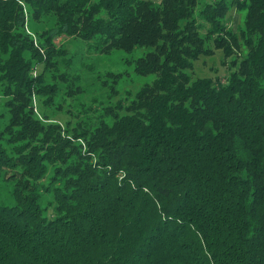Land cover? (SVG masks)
<instances>
[{"label": "trees", "instance_id": "trees-1", "mask_svg": "<svg viewBox=\"0 0 264 264\" xmlns=\"http://www.w3.org/2000/svg\"><path fill=\"white\" fill-rule=\"evenodd\" d=\"M215 2L197 18L217 42L232 8L247 11L246 29L216 46L227 57L245 47L217 81L186 73L199 58L191 32L158 43L198 0H0V80H14L20 98L44 63L23 4L34 21L55 17L46 42L81 37L106 54L145 47L135 70L156 75L115 110L91 109L65 134L49 127L30 153L13 158L0 141V177L12 170L27 180L16 205L0 204V264H264V0ZM22 104L10 110L27 121Z\"/></svg>", "mask_w": 264, "mask_h": 264}, {"label": "rangeland", "instance_id": "rangeland-1", "mask_svg": "<svg viewBox=\"0 0 264 264\" xmlns=\"http://www.w3.org/2000/svg\"><path fill=\"white\" fill-rule=\"evenodd\" d=\"M152 1L158 3L156 0ZM230 1L224 0L225 5H230ZM198 2L195 13L193 12L189 18L185 16L176 18V22L169 29V37H164L158 43L160 46L166 39L168 42L178 41L191 32L195 42H190L189 47L192 52H197L199 58L194 61L193 69L186 70V73L193 79L222 80L234 71V66H231L232 60L237 59L239 62L245 47L242 42L240 47L230 46L229 53L234 54L227 57L225 51L217 49L216 46L231 41L226 34L227 31L235 29L240 33L242 29H246L247 11L232 8L228 13L229 21L226 22V30L218 33L220 42H217L214 40L216 36L212 33L211 24L205 19L197 18L202 5L216 2L215 0H198ZM23 7L26 16L25 33L40 50L38 61L42 59L44 63L35 62L33 75L37 81H34L30 91L29 89L21 90L25 92L23 98L15 95V91H19V88L14 87V80H0V141L13 158L21 153H30L33 147H41L45 143L42 140L49 139L44 135L49 127H57L62 134H65L66 129L80 127L87 121L89 115L92 117V113L89 114L91 109L97 108L100 113L105 107L115 110V107L120 105L119 102L124 103L121 99L125 97L129 100L133 99L139 90L151 84L156 78L154 74L143 76L135 70L133 58L140 56L145 47L142 48L143 50L138 49L132 53L113 50L106 54L97 53L91 42L81 37L58 36L52 38L51 42H46L45 40L52 36L50 31L56 27L55 17L49 15L44 16L42 21H34L30 14V7L26 4H23ZM162 33L167 31L163 30ZM41 43L46 45L45 49L42 48L44 45ZM182 43L185 45L187 41ZM24 55L27 61L31 59L32 64L34 63L32 52L26 51ZM0 58L3 64L8 59V55L0 52ZM43 66H45L44 70ZM1 75L0 72V77ZM112 91H116V94H112ZM21 102L22 107L27 105L24 110L31 109L32 112L29 114L25 111L27 121L16 120L14 112L10 110L11 105ZM119 111L121 113V110ZM35 120L43 127H33ZM106 121L111 122L112 119L107 118ZM52 172L53 168H50L48 175H52ZM25 181H27L26 178L24 180L19 172L9 170L6 174H2L0 204L16 205L17 193L23 188L21 184ZM50 199V195H44L43 204Z\"/></svg>", "mask_w": 264, "mask_h": 264}, {"label": "crops", "instance_id": "crops-1", "mask_svg": "<svg viewBox=\"0 0 264 264\" xmlns=\"http://www.w3.org/2000/svg\"><path fill=\"white\" fill-rule=\"evenodd\" d=\"M152 1V0H151ZM154 2V1H153ZM156 2H158L157 4H160L162 2V0H156Z\"/></svg>", "mask_w": 264, "mask_h": 264}]
</instances>
